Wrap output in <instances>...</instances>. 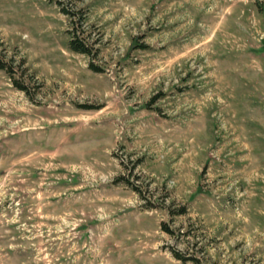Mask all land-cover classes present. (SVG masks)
<instances>
[{
  "label": "rangeland",
  "instance_id": "rangeland-1",
  "mask_svg": "<svg viewBox=\"0 0 264 264\" xmlns=\"http://www.w3.org/2000/svg\"><path fill=\"white\" fill-rule=\"evenodd\" d=\"M0 63V264H264V0H0Z\"/></svg>",
  "mask_w": 264,
  "mask_h": 264
},
{
  "label": "trees",
  "instance_id": "trees-1",
  "mask_svg": "<svg viewBox=\"0 0 264 264\" xmlns=\"http://www.w3.org/2000/svg\"><path fill=\"white\" fill-rule=\"evenodd\" d=\"M58 10L61 14L67 17L70 26V28L67 30L70 36L67 41L68 49L75 53L82 54L88 57L95 56L96 51L93 48L92 44L87 42V40H85L84 38L79 37L78 27L82 23V18H81L82 16L80 14V11L75 12L74 10H69L68 8L61 6L58 8ZM74 17L76 18L74 19ZM88 68L92 71H99L98 68L95 65H93L91 62H89ZM0 69H4V66L1 63H0ZM6 72H8V70H6ZM15 86L18 89H23L21 86L17 84H15ZM132 190L138 192V190H136L135 187H132ZM184 212H185V207L182 206L179 209L178 213L182 214Z\"/></svg>",
  "mask_w": 264,
  "mask_h": 264
}]
</instances>
